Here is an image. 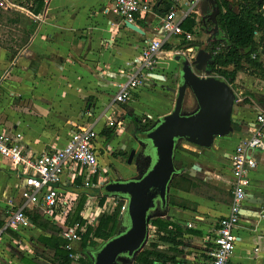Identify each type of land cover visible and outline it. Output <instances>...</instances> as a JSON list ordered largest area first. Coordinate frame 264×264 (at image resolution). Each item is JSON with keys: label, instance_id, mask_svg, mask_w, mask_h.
Instances as JSON below:
<instances>
[{"label": "crops", "instance_id": "0c3cea01", "mask_svg": "<svg viewBox=\"0 0 264 264\" xmlns=\"http://www.w3.org/2000/svg\"><path fill=\"white\" fill-rule=\"evenodd\" d=\"M13 1L19 5L18 8H0V26L10 30L9 41L0 43V130L20 133V142L26 153L40 155L54 148H61L67 143L76 125H94L99 132L97 145L101 153L100 160L107 167L104 156L123 138L122 131L128 119L125 117V111L119 106L122 103L114 102V97L129 79L130 63L139 61L143 47L152 39L164 38L165 43L170 44L173 49L166 50L163 47L157 69L151 73L150 79L146 80L144 85L132 93L131 103H128L130 106L144 103L146 114L159 115L160 118L174 110L179 83H173L170 77L177 79L179 72L182 74L179 62L181 64L184 59L181 57V61H178L173 55V50L186 51L188 54L194 52L197 54L194 62L198 59L201 49H204V57L199 63L207 59L206 66L209 69L207 45L213 35L204 29L188 31L182 26L183 30L192 34L193 39L186 40L183 34L166 33L161 28V20L166 13L163 0L158 1L159 5L156 6L154 13L146 19L137 21V26L144 33L127 27L114 12L105 11V8L112 3L111 0H50L49 3L43 0ZM224 1L234 6L238 0L234 3L230 0H216L218 7L216 2H209L206 5V12L203 10V0H201L199 14L192 16L197 22H200L202 17L216 21L215 17L220 7L225 9ZM214 5L215 10H213ZM255 38L257 41H264V31L256 32ZM24 40L26 43L20 45ZM184 41L187 43H183ZM181 44L182 48H177ZM260 49L262 51L260 59L264 60V47ZM255 55L257 54L254 53L252 56ZM212 75L220 79L216 73ZM261 75L259 71L238 74L237 82L241 88L252 93L250 99L245 100L246 107H253L254 105L249 102L264 95V89H259L255 84V79ZM244 82L247 87H243ZM155 94L167 98L168 105L154 110L145 100L150 98L149 101H152V96ZM260 103L262 106L258 112L264 108V99ZM257 113L242 124L234 119L233 113L232 124L238 122L240 129L232 128L229 135L217 137L210 148L198 147L187 140L182 143L183 149L178 155L184 167L178 166V168L220 188L221 191L215 190L216 198L208 199L196 193L169 187L171 194L196 205V210H191L171 204L167 207L166 203L161 202L163 210L175 216V218L170 217V220L180 225L189 224V227L182 226L196 231L185 234V238H189L190 241L198 240V244L191 248L184 242L181 246L184 253L178 257L181 264L208 258L207 240L215 234L218 221L227 214L231 202V153L240 139L250 130L249 128L254 126ZM110 115L115 116L120 123L117 124V134L111 141H107L102 131L109 127L107 119ZM230 138L235 142L230 141ZM120 149L123 150L124 156L129 157L134 148L130 150L121 143ZM190 153L196 155L191 156ZM135 157L136 154L132 163H128L127 159L129 166L120 158H113L112 161L123 176H132L137 172ZM255 157L257 168L250 172L251 185L248 198L243 205L242 218L237 229L238 241L231 264H264V217L261 216L264 208V151H256ZM174 162H176L175 151ZM98 179L99 177L96 176L95 182ZM101 179L103 181V175ZM100 185L86 187L80 181V184L77 182L75 186L69 184L66 176L62 188L68 193L78 194V200L85 192L86 202L80 212L81 215L85 213L88 202L94 199L87 190L96 189ZM24 189L26 185L21 170L14 168L10 160L0 154V221L2 223L9 212L24 203L19 199ZM98 195L96 196L98 199L100 196L102 198L106 196L105 199L109 197L110 200L117 197L104 195L102 189L101 191L98 189ZM77 203L78 201L71 214L75 211ZM110 206L115 210L116 205L110 204ZM27 211L39 213L41 221H48L47 228L30 224L29 227L8 229L3 242L7 244H2L0 247V264H27L24 259L50 263L49 261L54 259L55 251L47 247L41 241V237H50L56 227L62 230L70 225L68 224L70 215L66 220H62L61 217L59 221L43 217L41 210L38 209L28 208ZM125 214H120L122 220ZM212 221L215 223L212 224ZM151 226L156 228L154 225ZM9 230L13 231V235ZM18 235L21 236L19 238L21 240H18ZM34 236L36 239H33ZM60 236L63 237L61 233ZM31 242L37 247L36 250L33 249ZM80 243L81 241H77L72 244L74 255L78 257L77 246ZM14 252L20 254L21 259L14 256Z\"/></svg>", "mask_w": 264, "mask_h": 264}, {"label": "built area", "instance_id": "2783aa9c", "mask_svg": "<svg viewBox=\"0 0 264 264\" xmlns=\"http://www.w3.org/2000/svg\"><path fill=\"white\" fill-rule=\"evenodd\" d=\"M49 3L50 0H43ZM112 3L105 11H112L119 16L124 23L131 22L137 25L140 19H146L155 12L159 0H111ZM170 3L169 11L161 20V28L169 35L183 34L186 40L193 39L188 31L183 30L181 21L186 17L199 14L201 0H166ZM19 5L13 0H0V8L14 9ZM179 16L177 17V15ZM166 40L155 38L147 42L143 47L138 62L130 63V76L116 93L114 102L125 103L132 93L145 81L150 79L158 67L160 53ZM180 54L179 50H173V55ZM242 97L236 98L237 101ZM120 122L115 116H109L107 126L114 127ZM70 135L67 143L61 148H54L40 155H32L25 152L21 144V134L0 130V154L10 160L12 166L21 170L24 175L27 198L17 209L8 213L5 221L0 225V247L4 242V236L8 229L29 227L28 208L41 210L43 217L50 220H66L78 201V194L68 193L63 190L66 176L69 184L77 185L78 180L86 187H94L102 184L101 176L108 169L102 164L101 153L97 145L99 132L94 125L78 124ZM242 137L231 153V202L226 215L220 218L215 234L207 240L209 243L208 258L194 260L188 264H231V259L238 241L237 229L240 225L243 205L248 198L251 185L250 172L257 168L255 152L264 151V108L256 117L254 126ZM98 176L97 182L94 178ZM102 196L95 202V206L88 202L85 213H81L84 223L77 221L65 226L61 235L68 241L67 248L73 249L72 244L82 241V235L87 230L88 224H95L101 213L113 212L108 207L110 198L100 203ZM97 199V198H96ZM116 203L121 202V213H128V197H113ZM115 203V205H117ZM264 217V208L261 211ZM62 217V218H61ZM155 238L156 228L153 227ZM78 258L77 255H71Z\"/></svg>", "mask_w": 264, "mask_h": 264}, {"label": "trees", "instance_id": "16d2710c", "mask_svg": "<svg viewBox=\"0 0 264 264\" xmlns=\"http://www.w3.org/2000/svg\"><path fill=\"white\" fill-rule=\"evenodd\" d=\"M164 12H168L170 3L163 0ZM40 5L41 2H40ZM225 9L218 10L215 20L202 17L200 22L194 16L186 17L181 26L186 30L197 31L204 29L213 35L207 45L209 54L210 73H216L220 80L226 81L235 91L238 97L247 100L252 94L241 88L238 81L239 72H261L264 75V60H261L264 41L256 40V32L264 31V0H238L232 6L228 1H224ZM157 9V7H156ZM3 17V16H1ZM11 19V18H9ZM195 27V28H194ZM26 43L24 40L20 45ZM183 43H187L184 41ZM177 48L181 49L182 44ZM164 49L171 50L173 47L165 43ZM254 53L257 55L252 56ZM230 66L232 68H230ZM257 70V71H255ZM232 128L240 129L238 122H233ZM107 141H111L117 134V125L107 127L102 131ZM96 177L94 178V181ZM80 184V180H78ZM169 187L178 188L187 192L196 193L208 199L216 198L215 190L221 191L205 180L192 176L187 172L181 171L175 162V172L169 182ZM85 192L78 200L75 211L68 218V224L77 221L85 222L80 212L86 202ZM105 197L101 199L103 204ZM196 206L193 202L190 204ZM30 224H37L47 228L48 221H41L39 213L27 211ZM121 202L116 205L113 212L100 214L95 224H88L86 232L82 235V246H96L100 241H108L118 234L122 224ZM156 226L157 238L145 243L135 254L133 264H181L178 257L182 256L186 233H196L192 229L184 227L165 217H156L149 221ZM3 224L0 221V225ZM57 226L55 223H52ZM61 228L53 229L50 237H41V241L50 249L54 250V259L45 263L35 259H24L27 264H92L85 256H79L75 260L71 255L75 254L74 249L67 248L68 241L60 236Z\"/></svg>", "mask_w": 264, "mask_h": 264}, {"label": "water", "instance_id": "95a60500", "mask_svg": "<svg viewBox=\"0 0 264 264\" xmlns=\"http://www.w3.org/2000/svg\"><path fill=\"white\" fill-rule=\"evenodd\" d=\"M208 3L209 0H203L205 12ZM125 24L135 31L144 33L139 26L131 22L127 21ZM204 54V49H201L193 65L186 60L181 61L180 54L176 55V59L181 61L183 77L197 98L199 109L190 115L182 114L187 89L186 84L182 85L174 110L162 118L150 136L157 153L152 168L139 180L112 182L106 186L108 191L120 192L128 197L131 226L103 245L94 264H118L117 260L122 254L134 255L146 243L148 212L156 207L157 199L166 203L169 182L175 172L174 151L178 138L186 139L198 147L210 148L217 137L230 134L237 95L226 81L218 79L210 73L206 65L199 63ZM196 71H201L205 75H199ZM135 154L136 150L133 149L129 154L128 163H132Z\"/></svg>", "mask_w": 264, "mask_h": 264}, {"label": "rangeland", "instance_id": "374dc122", "mask_svg": "<svg viewBox=\"0 0 264 264\" xmlns=\"http://www.w3.org/2000/svg\"><path fill=\"white\" fill-rule=\"evenodd\" d=\"M230 1L232 3L235 2V0H230ZM9 33H10V30L8 28L0 26V43L2 41L3 42L9 41V39H10ZM179 51H180V55H182V59L186 60L190 65L194 64L193 60L195 59L197 54H194V52H192L191 54H188V52H186V51H182V50H179ZM166 61L169 62L168 58H166ZM200 64L203 66L208 65L207 59H205L203 62H200ZM179 65H181L180 62H179ZM196 72L199 75H202L201 71H196ZM170 78H171L170 80H172L173 83H176V84L179 83L178 90L176 91V96H175L176 98L178 97L179 90H180L181 86L184 84L187 85V89H186L185 95H184L182 114L183 115H190V114L195 113L199 109V104H198L197 98H196L193 90L188 85L187 80L184 79L183 74H181V72H179L177 79H173V77H170ZM255 84L259 87V89L260 88L264 89V75L258 76L257 79H255ZM155 86H157V85H155ZM243 87H247L245 82L243 83ZM263 92H264V90H263ZM262 96L261 97L259 96L257 99H255V101L251 100V102H249V104L254 105L253 107H246L245 104H247V102L244 99L241 101H237L235 103V106L233 109V113L235 115V116L233 115L234 119H237L236 121H239V123H241V124H242V122L247 121L246 119H248V118L251 119L253 117V115H255L262 106L260 102L263 101L264 95H262ZM152 97H153L152 101H149L150 98H147L145 101L147 104H151V106H153L152 108H154V110H157L158 108H162V107H165L168 105V99L165 98L164 96L155 94ZM128 103H131V98L127 102L119 105L125 111V117L128 118L127 124H126L124 130L122 131L123 138L117 143L116 147H112V149L109 150L108 154L106 156H104V160H105V163H107V169L108 170H107V172L103 173L102 184L96 189H88L87 190L88 192L91 193L92 198H94V199L90 200V204L93 206H95V202L98 201V198L96 199V196H99L98 195V189H100V191L102 189L103 194L108 195L110 197H113V196L126 197V195H124L120 192L118 193V192L108 191L106 186L112 182L115 183V182H124V181H130V180H139L152 168V166L154 165V163L156 161V158H157L156 148L153 145V142H152V139H150V136L152 135L154 130L158 127V125L161 123L162 118H160L159 115L152 116V115L146 114L144 112V109L146 108L144 103L141 105H139L138 103L133 104V106H130ZM230 141H232L233 143L235 142V140L233 138H230ZM185 142H187V141H186V139H183V138H178L176 140L175 158H176V162H177V167L178 166L184 167V163L182 161H180V157H179L178 153H180L181 149H183L182 143H185ZM121 143H124L125 147L129 148L130 150L132 148H134L136 150V157H135L136 160L134 159L135 160L134 163H135V166L137 168V172H135L132 176H123L115 168L116 165L112 161L113 158H120L123 162H125V164L127 163L128 155L124 156V154L122 153L123 150L120 149ZM129 152H127V153L129 154ZM190 154H191V156L196 155L194 153L193 154L190 153ZM126 165L129 166L128 163ZM81 191H83V189H81ZM26 198H27V191H26V189H24V190H22V193L19 196L21 203L23 201H25ZM111 199H113V198H111ZM110 203L112 205H115L116 202L114 200H110ZM170 204L172 206H176L179 208H184V209L188 208L191 210H196V206L192 207V205H190L191 204L190 202L187 203L186 200H184L178 196H174L173 194L170 193V189H168L167 195H166L167 207L168 206L170 207ZM108 207H110V205H108ZM162 207L163 206L161 204V199H157L156 207L150 209L148 212L149 221L151 219L156 218V217H165L167 219H170V217L175 218V216L171 215L169 213V211L163 210ZM14 208L15 207H13V209ZM3 215H4V211H3ZM121 222H122V224L119 227L117 235L124 233L131 226V218H130L129 213L125 214V218ZM211 223L214 224L215 221H212ZM151 225L152 224L149 223L148 235L149 234L151 235V233L153 234V231H154V229ZM182 225L189 227V224L185 225V223H184ZM9 232H10V234L13 235L12 230H9ZM154 237H155V239L157 238L156 233H155ZM17 238H18V240H21V239H19V238H21L20 235H18ZM33 239H36L35 236L33 237ZM153 239L150 236H147L146 243L150 242ZM106 242L107 241H100L96 246H88V247H83L81 245L82 243H80V245L77 246L78 255L79 256H85L87 259H89L91 261L92 264H94L97 253L100 251V249L103 247V245ZM184 242H186L187 246H189L191 248L195 247V245L198 244L197 243L198 240L190 241L189 238L187 239L185 237H184ZM6 244L7 243L5 242L3 245H6ZM32 246H33V249L36 250L37 247L33 243H32ZM8 247H6V248H8ZM13 254L17 258L21 259L20 254H17V252H14ZM134 257H135V254L134 255L122 254L118 258L117 263L118 264H133ZM7 264H9V263H7Z\"/></svg>", "mask_w": 264, "mask_h": 264}, {"label": "flooded vegetation", "instance_id": "af4514ba", "mask_svg": "<svg viewBox=\"0 0 264 264\" xmlns=\"http://www.w3.org/2000/svg\"><path fill=\"white\" fill-rule=\"evenodd\" d=\"M209 2H213V3H215V2H216V0H209ZM213 3H212V4H213ZM217 4H218V2H216V5H217ZM214 7H215V5L213 6V10H215V8H214Z\"/></svg>", "mask_w": 264, "mask_h": 264}]
</instances>
